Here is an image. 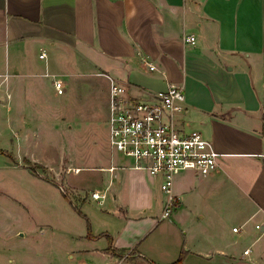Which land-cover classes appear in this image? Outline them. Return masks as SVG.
Listing matches in <instances>:
<instances>
[{"label": "crops", "instance_id": "obj_1", "mask_svg": "<svg viewBox=\"0 0 264 264\" xmlns=\"http://www.w3.org/2000/svg\"><path fill=\"white\" fill-rule=\"evenodd\" d=\"M187 34L195 41L186 43ZM96 72L143 99L183 86L178 125L202 131L221 155L210 174H176L178 205L163 218V177L112 148L92 190L105 193L93 198L100 206L110 197L108 206L97 219L82 215L93 236L88 223L70 231V261L169 264L185 249L184 264H264V0H0L7 94L25 91L11 75L45 74L54 87L59 78L65 93ZM160 243L171 249L160 253Z\"/></svg>", "mask_w": 264, "mask_h": 264}, {"label": "rangeland", "instance_id": "obj_2", "mask_svg": "<svg viewBox=\"0 0 264 264\" xmlns=\"http://www.w3.org/2000/svg\"><path fill=\"white\" fill-rule=\"evenodd\" d=\"M11 78L25 91L7 94L0 83V264H75L70 231L92 229L82 215L97 219L110 200L100 206L91 196L112 151L103 100L109 79L87 73L85 83L58 93L45 74ZM165 245L157 251L171 249Z\"/></svg>", "mask_w": 264, "mask_h": 264}, {"label": "built area", "instance_id": "obj_3", "mask_svg": "<svg viewBox=\"0 0 264 264\" xmlns=\"http://www.w3.org/2000/svg\"><path fill=\"white\" fill-rule=\"evenodd\" d=\"M183 39L192 43L195 36L187 34ZM45 55L42 52L40 56ZM105 74L110 81L107 120L110 146L132 157L135 167L163 177L161 188L168 198L162 217H168L178 205L173 192L176 174L181 170L210 174L218 169L221 153L202 131H187L178 125L177 115L184 109L186 100L183 86L170 84L165 91L155 93L152 99H143L131 95L124 83ZM54 84L59 93L64 92L62 79L56 78ZM91 196L102 202L105 193L96 190Z\"/></svg>", "mask_w": 264, "mask_h": 264}, {"label": "trees", "instance_id": "obj_4", "mask_svg": "<svg viewBox=\"0 0 264 264\" xmlns=\"http://www.w3.org/2000/svg\"><path fill=\"white\" fill-rule=\"evenodd\" d=\"M263 130H264V125H263ZM90 230H91V228L89 227V233H88V236H93V234H92V232H90ZM108 239H109V242H110L109 249H110V250H117V251H119L117 248H115V247L112 245V243H113V238H112V236L108 235ZM186 254H187L186 250H185V249H182L181 252H180L179 257H178L175 261H173V262H171V263H169V264H184V258H185V256H186Z\"/></svg>", "mask_w": 264, "mask_h": 264}]
</instances>
